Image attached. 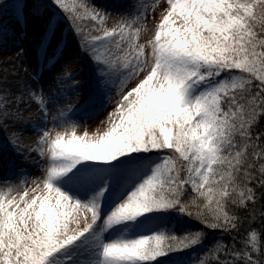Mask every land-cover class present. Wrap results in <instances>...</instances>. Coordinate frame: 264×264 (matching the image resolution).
Listing matches in <instances>:
<instances>
[{
  "label": "snow or ice",
  "instance_id": "6c2138e0",
  "mask_svg": "<svg viewBox=\"0 0 264 264\" xmlns=\"http://www.w3.org/2000/svg\"><path fill=\"white\" fill-rule=\"evenodd\" d=\"M53 2L74 20L99 22L90 31L101 34L84 36L81 47L97 66V89H107L105 103L113 102L111 87L118 99L92 136L77 135L75 123L70 135L42 133L40 155L50 157L42 190L39 179L31 196L26 187L22 195L12 186L0 190V264H159L204 239L202 230L151 227L173 212L212 230L237 229L228 198L247 207L256 202L248 184L264 187V133L253 132L264 117V0H166L146 43L132 24L146 18L147 7L107 28L109 14L84 0ZM38 54L47 56L43 39ZM62 54L57 45L47 62ZM29 94L47 110L42 95ZM94 102L92 94L86 103ZM214 249L221 253L215 264H264V232L250 229L241 249L222 241Z\"/></svg>",
  "mask_w": 264,
  "mask_h": 264
},
{
  "label": "rangeland",
  "instance_id": "374dc122",
  "mask_svg": "<svg viewBox=\"0 0 264 264\" xmlns=\"http://www.w3.org/2000/svg\"><path fill=\"white\" fill-rule=\"evenodd\" d=\"M84 2L90 9L109 14L103 25L107 28L116 26L122 18L131 21L142 11V6L147 7L146 18L132 24L133 28L142 27L140 43L152 39L168 8L166 0ZM67 3L71 6L74 0H67ZM49 21L55 32L49 31L45 36ZM97 27H100L99 22L90 18L74 20L72 13L64 12L53 0H0V105L6 101L7 111L6 117L0 113V190L12 186L22 195L26 187L31 196V189L35 187L32 181L37 179L43 189V172L50 162L47 153L40 155V149L44 147L40 138L44 131L49 132L51 140L58 133L70 135L72 129L68 124L77 125V135L87 132L89 136L96 134L98 129L103 131L106 126L101 122H106L108 114L115 109L118 96L111 87L113 102L105 103L104 91L107 89H97V66L87 45L81 47L84 36L101 34L90 31ZM76 28H83L84 32L77 35ZM42 39L47 56L52 55L57 45L63 50L55 63H48L47 56L38 54ZM65 73L73 78L64 79ZM134 85L135 81H132L129 88ZM30 92L42 95L46 111L39 108ZM21 94L24 102L18 103L16 97ZM92 94H95V102L86 103ZM17 110L20 119L16 116ZM17 136H22L20 148L13 146ZM194 223V219L173 212L163 215L151 227L172 228L182 233L193 230ZM83 225L81 220L80 226ZM212 253L202 257L204 264H208L207 259ZM201 260L196 264H201ZM159 264H195V259L185 253L174 258H159Z\"/></svg>",
  "mask_w": 264,
  "mask_h": 264
},
{
  "label": "trees",
  "instance_id": "16d2710c",
  "mask_svg": "<svg viewBox=\"0 0 264 264\" xmlns=\"http://www.w3.org/2000/svg\"><path fill=\"white\" fill-rule=\"evenodd\" d=\"M253 132L254 134L264 133V117L259 118L257 124L254 125L253 127ZM257 144H259V142H257ZM164 151L168 154H172L170 150H164ZM252 152L253 149L249 148L248 151L249 159L252 158ZM256 176L257 177L259 176L258 172L256 173ZM240 177H241L240 181L242 184L247 182L246 178L242 174L240 175ZM248 186L252 187L256 193L255 204L249 202L247 207H240L237 204L231 203L233 197H229V200L226 204V210L230 214L235 215L238 218L237 229L231 230L227 233L221 230H212L205 227L203 223H200L194 219L195 223L193 225V230H197V231L202 230L205 234L202 244L193 247L192 249L189 250L171 254L167 258H174L177 255L183 256L185 253H188L189 255H191L192 259H195V264H196L202 259V257L205 254L208 253L211 254L214 251V253H212V255L207 260H208V264H215L216 257L221 254L215 252L214 249V246L217 244L218 241H222L223 244H227L229 246H232L233 242H235V247L237 249H241L246 246L250 229L257 230L258 233L264 232V187L256 183L255 180L249 183ZM191 194L192 193L190 187L186 186L185 197L188 198L190 197ZM258 239H260L259 235H258Z\"/></svg>",
  "mask_w": 264,
  "mask_h": 264
}]
</instances>
